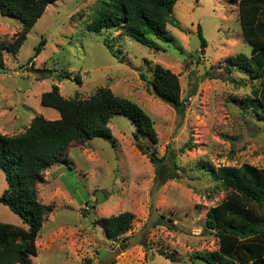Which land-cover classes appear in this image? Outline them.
Instances as JSON below:
<instances>
[{
    "label": "rangeland",
    "instance_id": "374dc122",
    "mask_svg": "<svg viewBox=\"0 0 264 264\" xmlns=\"http://www.w3.org/2000/svg\"><path fill=\"white\" fill-rule=\"evenodd\" d=\"M93 1L50 3L18 52L3 50L7 70L0 73V133L18 134L34 116L59 118L56 110L40 104L42 93L53 85L66 99H87L96 89L109 87L153 118L157 142L141 133L139 139L165 158V169L172 166L173 151L183 172L179 179L156 182L154 166L134 145L135 124L113 115L108 123L112 141L96 137L73 144L60 162L44 170L38 198L51 210L29 264H208L201 257L217 248V238L206 228L207 211L224 200L228 190L216 186L203 164L213 169L243 163L264 168V121L232 100L254 97L256 86L228 63V57L250 52L241 36L237 0H177L174 22L166 25L173 40H157L161 49L147 47L121 30L111 33V47L106 46V32L86 29ZM21 25L14 17L0 15V40L11 42ZM198 25L207 43L203 50ZM41 37L46 40L43 50L28 60ZM154 63L178 77L182 112L149 92L140 73L150 78ZM62 71L80 74L81 84L63 78ZM6 186L0 170V194ZM96 191L104 198L99 204H94ZM123 211L133 215L123 234L125 248L121 237L108 239L94 223ZM0 222L23 225L1 203Z\"/></svg>",
    "mask_w": 264,
    "mask_h": 264
},
{
    "label": "trees",
    "instance_id": "16d2710c",
    "mask_svg": "<svg viewBox=\"0 0 264 264\" xmlns=\"http://www.w3.org/2000/svg\"><path fill=\"white\" fill-rule=\"evenodd\" d=\"M56 0H0V15L14 17L22 25L9 43L0 40V73H5L3 50L16 54L28 31L36 23L46 7ZM177 0H94L90 7L86 29L106 32L103 41L111 33L121 30L141 44L161 49L157 40H173L166 25L174 22L173 6ZM238 22L241 36L250 46L249 53H237L228 57V63L256 81L251 94L254 97L233 98L242 109H252L264 121V0H237ZM200 50L206 46L201 27L197 26ZM46 43L41 37L28 60L38 56ZM192 71H190L191 75ZM62 71V77L81 84L78 73ZM155 97L172 104L178 111L184 110L179 98L178 77L160 63L151 66V77L140 73ZM43 107L54 109L59 118L49 120L34 116L22 132L11 136L0 133V170H3L7 186L0 194V203L17 214L23 225L0 222V264H29L30 256L37 255L36 238L50 205L38 198L37 184L42 181L44 170L62 160L68 147L83 144L99 137L113 140L108 123L113 115L128 117L136 126L132 133L134 145L146 155L154 166L156 182L179 179L183 172L176 164L172 151V166L165 169L164 157H157L139 139L140 133L152 143L157 142L153 118L135 101L115 95L109 87L96 89L87 99H66L60 95L57 85L43 92ZM189 144V147L194 145ZM207 173L216 180V186L228 190L219 204L207 211L206 228L217 238V248L206 257L208 264H264V168L248 163L240 166H220L213 169L203 164ZM163 218V215H160ZM133 215L128 211L100 217L94 223L102 227L108 239L119 240L125 248L123 234L128 230ZM114 260L109 262L113 264Z\"/></svg>",
    "mask_w": 264,
    "mask_h": 264
},
{
    "label": "water",
    "instance_id": "95a60500",
    "mask_svg": "<svg viewBox=\"0 0 264 264\" xmlns=\"http://www.w3.org/2000/svg\"><path fill=\"white\" fill-rule=\"evenodd\" d=\"M94 197H95V200H96L94 202V204H99L100 202H102L104 200V198L102 197V192L101 191H96ZM262 209H263V212H264V202L262 203ZM92 211H93V208H91V210H90V217L89 218H91Z\"/></svg>",
    "mask_w": 264,
    "mask_h": 264
}]
</instances>
